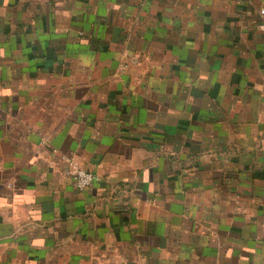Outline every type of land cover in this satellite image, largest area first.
I'll use <instances>...</instances> for the list:
<instances>
[{
	"label": "crops",
	"instance_id": "1",
	"mask_svg": "<svg viewBox=\"0 0 264 264\" xmlns=\"http://www.w3.org/2000/svg\"><path fill=\"white\" fill-rule=\"evenodd\" d=\"M260 10L0 0V264H264Z\"/></svg>",
	"mask_w": 264,
	"mask_h": 264
},
{
	"label": "built area",
	"instance_id": "2",
	"mask_svg": "<svg viewBox=\"0 0 264 264\" xmlns=\"http://www.w3.org/2000/svg\"><path fill=\"white\" fill-rule=\"evenodd\" d=\"M260 14L264 15V10H260ZM261 26L264 28V24ZM68 176L71 178L74 187L78 190L89 187L97 178L92 171L78 167H73L72 170L68 172Z\"/></svg>",
	"mask_w": 264,
	"mask_h": 264
}]
</instances>
